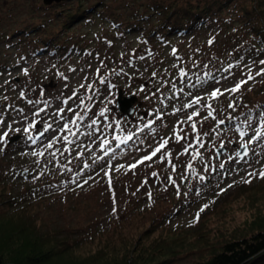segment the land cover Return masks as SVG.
<instances>
[{
  "label": "rangeland",
  "instance_id": "obj_1",
  "mask_svg": "<svg viewBox=\"0 0 264 264\" xmlns=\"http://www.w3.org/2000/svg\"><path fill=\"white\" fill-rule=\"evenodd\" d=\"M76 1L0 0V31ZM80 21L57 33L80 43L64 55L36 53L30 37L14 42L22 39L16 34L14 44L0 43V182L10 187L0 194V215L26 202L36 232L66 243L87 242L108 229L136 237L149 227L151 236L177 251L183 242L195 244L192 227L204 226L226 193L243 198L241 189L262 178L264 137L249 141L264 131V54L240 58L248 36L236 41L224 27L162 43L140 29L117 30L98 16ZM241 81L238 91H226ZM118 88L136 95L145 110L127 126L116 106ZM216 89L223 94L213 98ZM193 112L199 115L189 120ZM176 132L183 139L177 141ZM15 134L19 139L9 141ZM165 140L151 160L137 163ZM241 144L248 152L238 156ZM86 248L61 264L69 255L89 262L80 253ZM178 253L170 264H192L205 250Z\"/></svg>",
  "mask_w": 264,
  "mask_h": 264
},
{
  "label": "trees",
  "instance_id": "obj_2",
  "mask_svg": "<svg viewBox=\"0 0 264 264\" xmlns=\"http://www.w3.org/2000/svg\"><path fill=\"white\" fill-rule=\"evenodd\" d=\"M83 1L51 11L37 22L17 24L12 32L0 31V43L11 45L30 37L28 44L34 52L64 55L80 48V43L57 33H64L76 20L81 23L98 16L117 30L140 29L150 41L162 43L201 29L224 27L230 29V36L236 34V41L240 36H248V45L242 47L240 58L264 54V0H93L89 4ZM13 34L22 39L12 42ZM51 45L60 49L58 54L50 49ZM245 187L241 189L243 198L226 193L211 214L205 215L204 226L192 227L197 228L190 236L195 235V244L183 242L177 246L180 251L166 246L163 238L151 236L149 227L136 237L121 234L120 229L113 234L108 229L87 242L66 243L49 232H36L26 216L24 202L0 215L4 219L0 222V264H61L67 254L84 245L87 248L80 253H85L89 262L75 261L69 255L66 264H170L177 260L178 252L195 249H203L205 254L192 264H264V178ZM9 188L0 182L1 195ZM4 201L0 196V203ZM233 205L237 209L233 210ZM243 209L247 210L246 216L237 214Z\"/></svg>",
  "mask_w": 264,
  "mask_h": 264
},
{
  "label": "snow or ice",
  "instance_id": "obj_3",
  "mask_svg": "<svg viewBox=\"0 0 264 264\" xmlns=\"http://www.w3.org/2000/svg\"><path fill=\"white\" fill-rule=\"evenodd\" d=\"M209 43H211V41H209ZM261 63L264 64V61H261ZM153 75H155V73H153ZM181 75H182V76L184 75V71H183V69H181ZM249 78L251 79V77H249ZM243 83H246V82H245V81H241V82H240L239 84H237L234 88H232V89H230V90H226V91H232V92L238 91L239 88H240V85L243 84ZM222 94H223V93H221L219 89H216V90H214V91L211 93V96H212L213 98H215V97H217V96H219V95H222ZM199 100H200V98L197 97V98H195V99L193 100L192 103H198ZM228 106H229L230 108H234V107H235V105L232 104V103H230ZM184 107H192V104H186ZM206 107L209 108V113H208V115H209L210 117H213V119H214L215 117L213 116V111L211 110V105H210V104H209V105H206ZM61 111H63V110H61ZM105 111H107V109H106ZM198 115H199L198 112H193L192 115L189 117V120H191L193 116H198ZM206 119H207V117H206ZM95 123H96V121H93V124H95ZM218 123H219V124H223V123H225V121H219ZM262 124H264V119H262ZM50 127H51L50 125L47 126L46 129H45V131H47L48 128H50ZM64 128H65V129H68V125L65 124V125H64ZM192 128H193V130H195L196 125L193 124V125H192ZM74 134H75V133H74ZM240 136H241V137L245 136V133H244L243 131H241V132H240ZM261 137H264V131H262V130H258V131L255 132V134H254L253 137H252V140H250L249 143H251L252 141H255V140H257V139H259V138H261ZM175 138L177 139V141L183 139V137H181V136L179 135L178 132L175 133ZM65 139H67V137H65ZM128 139H129V140L132 139V136L130 135V136L128 137ZM103 143L106 144V143H108V141H104ZM165 144H167V140H165L163 143H161L160 146L157 147V148L155 149V151H153V152L151 153L150 156H145V157H143V159H142L141 161H138L137 163H143V161L151 160L152 157L155 156V155L161 150V148H164ZM51 146H52L51 144L48 145V147H51ZM102 146H103V145H102ZM189 147H191V145H189ZM222 147H223V145H222ZM240 147H241V148H246V145H245V144H241ZM185 152H187V148L185 149ZM34 154H35V153H34ZM169 155H170V154H169ZM237 155L239 156L240 153L238 152ZM245 155H246V153H245ZM230 159H231V157H230ZM85 166L87 167V165H85ZM130 167H131V168H135L136 165L133 164V165H131ZM189 167H191V165H189ZM220 167L223 168L224 165L221 164ZM153 175L155 176L156 173H153ZM259 175H260L262 178H264V171H262ZM109 183H111V181H109ZM205 207H206V206H205Z\"/></svg>",
  "mask_w": 264,
  "mask_h": 264
},
{
  "label": "water",
  "instance_id": "obj_4",
  "mask_svg": "<svg viewBox=\"0 0 264 264\" xmlns=\"http://www.w3.org/2000/svg\"><path fill=\"white\" fill-rule=\"evenodd\" d=\"M61 0H43L45 4H51L52 2H59ZM137 99V96L130 93L127 95H124L123 97H120V90L118 92L117 96V108L119 111L122 113L129 115L133 111L132 103ZM40 133V132H39ZM38 133V134H39ZM20 137V134H15L9 138V141H15ZM246 148H241L240 146L238 147V152L241 154H245L248 152V146L247 144ZM225 150V147L220 146L219 148L216 149L217 154L219 155L221 152Z\"/></svg>",
  "mask_w": 264,
  "mask_h": 264
},
{
  "label": "flooded vegetation",
  "instance_id": "obj_5",
  "mask_svg": "<svg viewBox=\"0 0 264 264\" xmlns=\"http://www.w3.org/2000/svg\"><path fill=\"white\" fill-rule=\"evenodd\" d=\"M119 90H120V97H123L124 95H126L127 94V90L124 88H118V92H119ZM132 107H133V111L129 114V115H126V114H124V113H122L121 111H119L120 113H121V115H122V118H124V120H125V125L127 126V125H129L130 124V121H129V118L131 119V121L133 120V117L136 115V114H138L139 112V114H140V116H143L144 115V109L143 108H141V101L138 99V97H137V99L132 103ZM144 112V113H143Z\"/></svg>",
  "mask_w": 264,
  "mask_h": 264
}]
</instances>
